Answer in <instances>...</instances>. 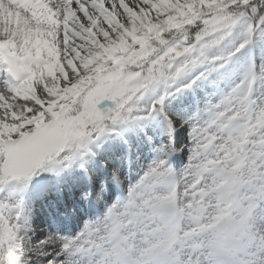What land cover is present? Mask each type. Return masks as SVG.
Here are the masks:
<instances>
[{"label": "snow or ice", "instance_id": "1", "mask_svg": "<svg viewBox=\"0 0 264 264\" xmlns=\"http://www.w3.org/2000/svg\"><path fill=\"white\" fill-rule=\"evenodd\" d=\"M152 122L141 171L82 193L114 200L36 236L34 177L92 180L105 141ZM0 264H264V0H0Z\"/></svg>", "mask_w": 264, "mask_h": 264}, {"label": "rangeland", "instance_id": "2", "mask_svg": "<svg viewBox=\"0 0 264 264\" xmlns=\"http://www.w3.org/2000/svg\"><path fill=\"white\" fill-rule=\"evenodd\" d=\"M254 51H255V56H256V62H257V64H259L260 59H261V47L259 46L258 49L257 50L255 49ZM241 62L242 61H238L237 64L235 65V67H239ZM217 79H220L222 82V86H224V84L226 83V80L220 76H218ZM257 87H258L257 94H259V85ZM211 90L212 89L210 86H206L204 89L199 90L197 92V95L203 96L206 91H211ZM182 98H184L183 99L184 104H182L181 106H178L179 100ZM194 100H195V97H193V95L191 93H186V94H182L181 96H178L172 102V103H174V106L176 107V109H174L173 111L174 112H182V110L186 106H189L190 104L192 106H194ZM129 131H131L133 133L132 137L134 140L139 141L140 143H142V141L138 140L139 139L138 137H140L142 140H144V147L142 148V151L139 149L138 150L139 152L135 151V154L131 156L132 157L131 168H129L127 155H122V156L120 155L118 158H116L113 156V154H111L110 155V158H111L110 161L112 162V167H118L120 169L122 175H127V174H129V172H131V175L134 178L136 176V174L141 171L142 167L144 165H146L153 158L155 153L152 151V149L155 148L164 139V137L159 135L160 125H158L157 122H152L144 130H140L139 127L136 126L134 130H129ZM145 131L148 133V135L153 136V134H154V135L158 136V141L154 140V137H153V141L151 143H149L144 136ZM156 131H158V132H156ZM127 132H125V133H127ZM187 132H188L187 127L177 129L176 138H177L178 143H183V144L188 143ZM134 134L138 137L134 136ZM121 143H122L121 137H113V138L105 141L104 146L106 147V146L110 145V147H111V146L115 145L117 147L116 149H118V146ZM176 155L178 156V161H180V163H181V166L179 168H181L183 163H185L186 159H187V148L185 147L183 151L176 153ZM112 167L108 168L107 170H104V172L102 174L103 175L102 178L97 177V179L99 181L94 183V185L92 184V187L90 188V190L91 189L93 191L99 190L100 181L102 179H104V177L110 176ZM179 168H177V169H179ZM76 172L78 174L75 176V178H77L76 180L78 181L79 180L78 176H81V173L79 171H76ZM99 173H101V171H99ZM48 174L49 173H41L39 176H37L34 179V186L39 184V182H41V181L42 182L46 181L45 176L47 177ZM81 182H85V180H82ZM79 185H81V183ZM70 189L71 188H69L68 190H70ZM72 189L74 191V190H76V187L72 188ZM62 193H63L62 197H60V198L59 197H53L54 201L52 204H50L49 207H47L46 205H41V207L39 209L34 208L35 215L33 217L32 223H33L34 229L36 230V236L37 237L45 235V234L41 233L43 227H41V230H40L39 226H41V225H37V221L39 219L44 220V218L48 217L49 215H55L53 220H52L54 223L61 224L64 227L68 226L67 225L68 221H64L63 217L70 215V214H64L63 212L60 211L61 206L59 205V203L61 201L65 202V204H67L69 206V208L73 210V213L76 214L75 199L81 203V201L83 199L82 194H79L80 193L79 192V193H75L73 195V194H70V191H66V190L62 191ZM108 194H109L108 191L104 193V201H106V202H107L108 198L110 197V196H108ZM107 196H108V198H107ZM77 212H78V210H77ZM74 218H75V216H74ZM38 230H40V231H38Z\"/></svg>", "mask_w": 264, "mask_h": 264}, {"label": "bare ground", "instance_id": "3", "mask_svg": "<svg viewBox=\"0 0 264 264\" xmlns=\"http://www.w3.org/2000/svg\"><path fill=\"white\" fill-rule=\"evenodd\" d=\"M102 207H103V206H102ZM103 208H104V207H103ZM103 208H101L100 210L102 211ZM60 211H61V209H60ZM65 211H66V210H64V212H65ZM81 213H82V211H81ZM93 214H95V213H94L93 211H91L90 215H93ZM54 216H55V215H49L48 217L44 218V220L39 219V220L37 221V225H41V226H39L40 230H41V227H43L41 233L46 234L47 231H49V230H56V229H59L62 233H71V234H75V233L78 232V231L80 230V228H81L80 225H78V226L76 227V224H75V222H73V217H72L71 215H67V216L63 217V220H64V221H68V222L70 223L69 225H70L71 227L64 228V226L54 225V224H53V221H52L53 218H54ZM42 225H43V226H42ZM73 229H75V230H74V232L72 233L71 231H72ZM40 230H38V231H40Z\"/></svg>", "mask_w": 264, "mask_h": 264}, {"label": "trees", "instance_id": "4", "mask_svg": "<svg viewBox=\"0 0 264 264\" xmlns=\"http://www.w3.org/2000/svg\"><path fill=\"white\" fill-rule=\"evenodd\" d=\"M105 151H106V150H105ZM105 151H104V152H105Z\"/></svg>", "mask_w": 264, "mask_h": 264}]
</instances>
